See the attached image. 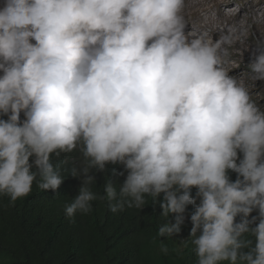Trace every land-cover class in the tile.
I'll use <instances>...</instances> for the list:
<instances>
[{"label": "clouds", "instance_id": "9594fccd", "mask_svg": "<svg viewBox=\"0 0 264 264\" xmlns=\"http://www.w3.org/2000/svg\"><path fill=\"white\" fill-rule=\"evenodd\" d=\"M185 8L186 0H2L0 195L14 204L34 183L56 191L70 174L80 179L65 205L72 220L94 201L117 214L163 194L161 238L179 234L194 206L182 243L196 264H264V110L226 67L244 41L235 26L214 40L208 18L191 28ZM249 54L248 79L264 82V43ZM74 151L78 166L53 162ZM107 164L123 166L124 182L105 176L94 191L92 172ZM160 250L168 253L163 240Z\"/></svg>", "mask_w": 264, "mask_h": 264}, {"label": "trees", "instance_id": "16d2710c", "mask_svg": "<svg viewBox=\"0 0 264 264\" xmlns=\"http://www.w3.org/2000/svg\"><path fill=\"white\" fill-rule=\"evenodd\" d=\"M79 160L80 153L74 151L53 162L66 161L63 168L70 169L74 164L78 166ZM92 174L96 177L94 191L100 192L105 176L120 186L127 175L119 164H107L104 172L93 170ZM228 174L232 181L237 177L234 172ZM79 186L80 179L69 174L56 191H41L34 183L31 193L14 204L0 195V264H196L193 246L182 243L190 235L193 205L187 206L181 232L161 238L158 229L165 218L160 216L159 201L163 194L156 204L149 198L142 210L125 209L117 214L108 209L106 202L94 201L89 214L77 213L70 220L65 205L78 194ZM195 193L193 188L192 195ZM168 220L174 222V214ZM161 240L168 248L167 254L160 250Z\"/></svg>", "mask_w": 264, "mask_h": 264}, {"label": "rangeland", "instance_id": "374dc122", "mask_svg": "<svg viewBox=\"0 0 264 264\" xmlns=\"http://www.w3.org/2000/svg\"><path fill=\"white\" fill-rule=\"evenodd\" d=\"M219 1L186 0L185 17L189 26L196 29L204 28L205 18H208L211 23L207 27L210 28V35L214 40L218 39L220 34L226 32L229 27H237V35L244 42L238 41L230 49L231 54L226 67L230 75L243 81L249 89L253 102L264 110V82L253 83L248 79L246 67L249 62V51L258 43H264V26H262L264 25V15H262L264 13V0ZM213 16L215 17L214 20H212Z\"/></svg>", "mask_w": 264, "mask_h": 264}, {"label": "bare ground", "instance_id": "6f19581e", "mask_svg": "<svg viewBox=\"0 0 264 264\" xmlns=\"http://www.w3.org/2000/svg\"><path fill=\"white\" fill-rule=\"evenodd\" d=\"M217 1H218V0H217ZM220 1H222V2H226L227 0H220ZM220 1H219V2H220ZM199 2H200V1H199ZM201 2H202V1H201ZM205 2H206V1H205ZM207 3H208V2H207ZM205 4H206V3H205ZM207 5H208V4H207ZM208 7H209V5H208ZM257 20H258V19H257ZM257 20H256V21H257ZM263 21H264V20H263ZM259 23H260V22H259ZM259 23H258V24H259ZM263 23H264V22H263ZM261 24H262V23H261ZM258 26H259V25H258ZM262 26H264V25H262ZM259 27H260V26H259ZM262 30H263V29H262ZM262 30H261V32H262ZM263 32H264V31H263ZM260 34H261V33H260ZM263 34H264V33H263ZM214 35H216V34H214ZM214 35H213V36H214ZM260 37H261V36H260ZM262 37H263V36H262Z\"/></svg>", "mask_w": 264, "mask_h": 264}]
</instances>
